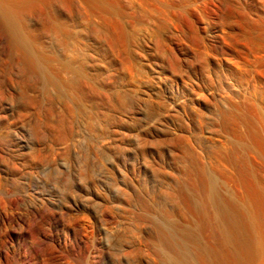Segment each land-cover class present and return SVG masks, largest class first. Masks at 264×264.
Instances as JSON below:
<instances>
[{
	"label": "bare ground",
	"instance_id": "obj_1",
	"mask_svg": "<svg viewBox=\"0 0 264 264\" xmlns=\"http://www.w3.org/2000/svg\"><path fill=\"white\" fill-rule=\"evenodd\" d=\"M213 3L0 0V264H264V126L252 124L247 143L234 108L225 106L216 129L232 145L218 155L245 199L227 172L187 151L176 155L170 181L157 172L151 192L148 164L114 154L115 139L86 137L99 125L39 117L40 85L61 90L63 76L69 88L87 81L90 42L130 59L142 39L137 32L147 28L150 42L166 48L198 25L199 10L211 16ZM113 175L119 182L110 184ZM107 184L109 196L97 195L98 185ZM114 210L128 221V234L107 227L115 225ZM237 217L247 234H231ZM63 228L70 233L61 234ZM112 243L121 246L119 256Z\"/></svg>",
	"mask_w": 264,
	"mask_h": 264
},
{
	"label": "rangeland",
	"instance_id": "obj_2",
	"mask_svg": "<svg viewBox=\"0 0 264 264\" xmlns=\"http://www.w3.org/2000/svg\"><path fill=\"white\" fill-rule=\"evenodd\" d=\"M213 2L211 16L199 10L198 25L183 29L180 38L165 49L150 42L147 28L137 32L142 39L131 47L130 59L98 41L90 42L85 69L87 81L80 79V83L76 81L69 88V76H63L64 89L62 85L61 90L40 85V121L99 125L96 133L87 132L90 135L86 133V137L115 139L114 154L126 152L131 161L148 164L147 187L151 192L158 185L157 172H163L170 181L177 170L176 155L187 151L199 155L208 168L227 172L233 179V188L246 199L245 192L235 182L234 170L218 155V152L226 153L232 145L228 138L218 137L216 129L225 122L222 114L225 106L234 108L241 124L238 130L247 143L251 142L248 134L252 124L256 128L264 126V0ZM47 89L50 91L46 92ZM200 94L206 100L200 101ZM48 107H52L50 112ZM239 151L250 157V151L242 148ZM100 163L95 165L103 169ZM114 177L110 184L119 182ZM110 187L98 185L94 192L100 193V197L102 193L109 196ZM154 198L152 193L151 199ZM113 213L117 219L115 225L110 222L107 227L122 226L123 232L116 234H126L128 221L116 210ZM241 221L242 217H237V226L231 228V234H247L240 227ZM198 230V234L208 233L202 228ZM69 233L61 229V234ZM111 248L118 256L122 252L118 244L112 243ZM234 248L235 245V251Z\"/></svg>",
	"mask_w": 264,
	"mask_h": 264
}]
</instances>
